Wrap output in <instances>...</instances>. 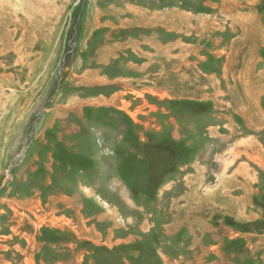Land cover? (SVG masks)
Listing matches in <instances>:
<instances>
[{
    "label": "rangeland",
    "instance_id": "1",
    "mask_svg": "<svg viewBox=\"0 0 264 264\" xmlns=\"http://www.w3.org/2000/svg\"><path fill=\"white\" fill-rule=\"evenodd\" d=\"M241 13L264 0H0V264H264Z\"/></svg>",
    "mask_w": 264,
    "mask_h": 264
},
{
    "label": "crops",
    "instance_id": "2",
    "mask_svg": "<svg viewBox=\"0 0 264 264\" xmlns=\"http://www.w3.org/2000/svg\"><path fill=\"white\" fill-rule=\"evenodd\" d=\"M247 15H249L248 17L252 18V22H245V19H244L245 14L241 13L240 18H243V20L241 22H239V24L238 23L234 24L235 25L234 27H237L236 28L237 35L239 34L238 36L244 39L245 34H247V36H249V37H251V36L255 37L256 34H259V33L264 34V24H261L260 20L256 17V15H253L250 13H247ZM235 19L237 21V17ZM247 21H248V19H247ZM248 40H250V38H248ZM249 45H252V43H249ZM249 45H247L246 50L252 49L251 46H249ZM87 74H90L92 77H94V78H91L92 81H94V79L96 77L98 78V76L93 75V73H87Z\"/></svg>",
    "mask_w": 264,
    "mask_h": 264
}]
</instances>
